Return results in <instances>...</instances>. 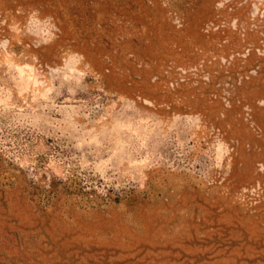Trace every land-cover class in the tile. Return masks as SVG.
Returning <instances> with one entry per match:
<instances>
[{
  "label": "rangeland",
  "instance_id": "obj_1",
  "mask_svg": "<svg viewBox=\"0 0 264 264\" xmlns=\"http://www.w3.org/2000/svg\"><path fill=\"white\" fill-rule=\"evenodd\" d=\"M0 264H264V0H0Z\"/></svg>",
  "mask_w": 264,
  "mask_h": 264
}]
</instances>
